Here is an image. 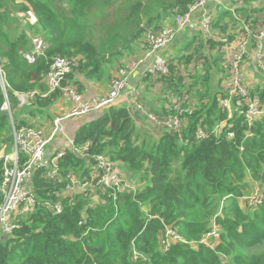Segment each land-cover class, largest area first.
<instances>
[{"label":"trees","instance_id":"trees-1","mask_svg":"<svg viewBox=\"0 0 264 264\" xmlns=\"http://www.w3.org/2000/svg\"><path fill=\"white\" fill-rule=\"evenodd\" d=\"M195 1L0 0V59L16 124L47 114L67 86L82 93V78L103 81L109 67H119L135 50L147 27L158 28L167 18L186 13ZM258 1L232 0L233 8H217L210 32L194 33L185 52L168 59L169 72L155 78L165 97L187 93L195 103L180 132L159 128L158 139L148 140L139 126L144 115L134 107L111 104L78 128L73 148L61 149L57 177H48L44 167L35 170L38 203L33 211L19 214L15 228L0 238V264H264V202L249 207L240 201L251 181L264 186V82L249 90L243 85L245 97L234 90L229 52L247 36L249 53L256 48L254 35L264 25V0L260 5ZM13 12L32 16L35 24H25L49 43L34 63L24 57L25 44L11 28L18 18ZM95 13L109 22L97 41ZM56 56L77 61V66L64 78L63 88L51 91L47 76ZM260 73L262 79L264 69ZM216 78L220 83H214ZM244 78L246 84V73ZM224 81L231 91L221 87ZM199 84L202 89L193 97L191 90ZM35 90L29 104L19 107L16 92ZM248 99L257 100L262 110L252 121L246 115ZM4 100L0 82V151L6 147L8 152L13 133L11 117L2 109ZM223 100H229L231 114ZM153 108L159 117L171 110ZM199 129L209 135L198 138ZM98 155L117 163L124 175L139 178L144 187L118 190L98 184L92 177ZM2 166L0 160V184ZM74 174L90 185L69 196L65 190ZM93 191L101 194V202H93ZM57 203L63 208L60 213ZM215 222L221 227L220 239L214 246L199 243ZM167 227L184 241L165 250Z\"/></svg>","mask_w":264,"mask_h":264},{"label":"built area","instance_id":"built-area-1","mask_svg":"<svg viewBox=\"0 0 264 264\" xmlns=\"http://www.w3.org/2000/svg\"><path fill=\"white\" fill-rule=\"evenodd\" d=\"M212 0H196L190 5L189 10L184 14L174 16L175 25H162L158 28L147 27L144 32V38L139 42L142 52L139 56L124 62L111 79L110 87L107 93L101 98L94 100H85L74 86L62 87L64 78L73 71L77 66V61H72L64 56H56L50 66L48 73V83L50 90L58 88L64 89V96L68 95L73 101V105L67 116H55L52 121L50 131L45 130L41 126L23 124L19 125L13 119L12 101L8 94L10 84L7 80V73L4 63L0 59V82L4 94V103L2 109L7 111L11 117L13 146L11 151H6V147L0 151V160H2L3 178L0 184V190L3 194V200L0 203V238H5L17 225L19 214L28 213L34 210L38 203L35 194V188L32 181L33 173L38 168H46L47 176L54 178L59 174L58 161L62 155V151H55L48 156L47 148L59 136L67 135L66 120L75 117L91 114L105 106L114 104L116 100L123 94L130 93L135 98L132 106L141 114H147L148 119L154 121L156 125L167 128L171 131L180 132L186 124L185 115L192 114L194 110V101L191 96L184 93L182 97L177 95H168L166 97L170 101L169 113L163 117L150 113L148 108L139 100V87L131 88V80L135 72L142 71L143 77L151 76L153 78L164 75L169 72L168 59L163 56L162 52L170 44H172L182 30L189 27L198 20L201 31L205 34L210 32L212 15L208 12V3ZM214 1V0H213ZM221 3V1H218ZM201 12L200 18L196 13ZM250 32V30L248 29ZM251 36V33H250ZM258 38L257 46L253 51L252 60L249 65L254 64L264 69V25L260 28L258 34L254 35ZM222 42H227V38L220 37ZM250 37H244L237 46L234 56H230V64L232 67V84L234 90H239L242 95L247 96V91L243 87V79L245 69L243 62L248 53ZM48 43L44 38H37L33 42L31 52L26 56L30 63H34L40 56L45 55ZM37 94V91L16 92L19 107L29 104L30 100ZM248 108L246 115L252 121L255 117L261 115L262 110L258 107L257 100H247ZM222 104L226 106L231 114L229 100H223ZM146 107V108H145ZM222 125H220L221 130ZM219 130V129H218ZM219 130V131H220ZM209 134L204 129H199L196 133L198 138H205ZM230 137L234 136L233 132L229 133ZM70 144H74V137H66ZM88 146V144H87ZM85 146V149L87 148ZM55 154L54 156H52ZM92 177L97 179V183L101 186L114 187L118 190L135 189L131 183L124 180L120 173L115 169L113 163L104 155L97 156V164L92 173ZM249 207H256L264 202V195L258 191L245 197ZM57 213L62 211V205L57 203L55 206ZM221 235V227L216 222L213 223L212 229L200 239L199 243L211 245L214 240H219ZM175 241H184L173 228L167 227L165 235L162 239V245L167 250ZM135 258L138 255L135 254Z\"/></svg>","mask_w":264,"mask_h":264},{"label":"rangeland","instance_id":"rangeland-1","mask_svg":"<svg viewBox=\"0 0 264 264\" xmlns=\"http://www.w3.org/2000/svg\"><path fill=\"white\" fill-rule=\"evenodd\" d=\"M63 3H59V5H62ZM258 5L260 4H263V0H259L257 2ZM70 5L67 4V8H69ZM112 7L109 8V10H111ZM14 16H17L18 18L15 20V22L12 24L11 28L13 31L16 32V34L22 38V41L23 43L25 44V48L26 50L24 51V57L26 58V56L31 52L32 48H33V42L34 40H36L37 38L41 37V38H44V36L40 33H38L35 28H30L28 27L25 22L26 21H29L31 22V24H35L32 16H30L29 14L25 13V12H13ZM93 19H97L98 20V25L96 27V31L94 33V37L93 39L95 41H97V38L103 33L106 25H108V21L106 20H103L101 18L100 15H97L96 13L94 14L93 16ZM34 26V25H33ZM189 30H190V34H193L194 33L196 34L198 30L201 31V26L200 24H198V20H196L195 23L191 24L189 27H187ZM188 31V30H187ZM176 40L178 41L177 43L181 44V42L183 41V39L181 38V35H178ZM48 43V42H47ZM49 44V43H48ZM236 43H234L232 46L229 47V52H230V56H234V53H236ZM142 52V49L141 47L137 46L135 48V50H133L131 53H128L127 56L123 59V62H126V61H129L131 60L132 58L134 57H137L141 54ZM243 64V63H242ZM121 66V65H120ZM119 66V67H120ZM119 67L116 68V65L113 66V68L110 69L109 67V70H108V76L111 78H108V80L112 79V77L114 76V74L112 73L113 71L111 70H117L119 69ZM232 68V67H231ZM108 69V68H107ZM260 69L259 66H253L251 67L250 69H248L246 71V84H243L248 90H249V87H251L252 85L256 84V83H263L264 82V76L263 78L261 79V73H260ZM190 79V78H189ZM104 81H107V79H105ZM215 84H218L220 83V79L216 78L215 81H214ZM140 85V84H139ZM155 85V84H154ZM198 87L200 89H202V84H199L198 86H196L194 88V90H191L193 92V97H197L196 95V92L198 91ZM221 87H223L224 89H228V91H231L232 90V86L230 83H226L225 81L223 82V84H221ZM143 88L141 85L139 86V90H140V96L139 98L145 94V96H147L148 93H145L143 92ZM151 90H155L153 87H151ZM158 89H156L154 92L153 91H150V93H152V95H148L149 96V99H147V101L149 102V105L151 106V109H147L150 111V113L152 112L153 114H156L154 112V109L153 108V105L155 104L153 101L156 100L158 98V96L155 97L154 93H156V95H158ZM82 94V93H81ZM66 97L69 98V96L67 95ZM70 99V98H69ZM160 100L164 101V106L167 107H170V101L168 98L166 97H161L160 95ZM140 100H143V98H140ZM144 103V101H142ZM73 103V101H72ZM147 107V106H146ZM145 107V108H146ZM164 107V108H165ZM167 107V108H168ZM158 109V108H157ZM160 110V109H159ZM157 112H160L158 110H156ZM69 113V112H68ZM68 113H65V112H62L60 113L58 111V113H56L57 115H60V116H67ZM50 114V112H49ZM49 114H40L38 115L37 117L35 118H28V121L29 123L28 124H34V125H37V126H41L42 128H46L44 125H46V123H48V119L50 117ZM141 115H144L145 116V119H144V122L143 123H139V126L143 127L141 128V132L143 136H147L146 139L148 140H157L158 139V135L160 133V131L164 128V127H161L159 125H156V123L154 121H151L148 119V115L147 114H143L141 113ZM83 117H78L77 120L81 119ZM14 119V118H13ZM68 122L69 120H66L65 123L67 125V133L69 132V127H68ZM161 128V130L159 131L158 129ZM46 130V129H45ZM163 131V130H162ZM161 131V132H162ZM72 136V135H71ZM59 144V139L56 138L53 143H51L49 145V147L47 148V152H48V156H50L52 153H54L55 151H59V149L61 148H73L74 147V144H70L68 142H66L65 144H62L61 146H57ZM58 149V150H57ZM115 169L117 171L120 172V175L123 177L124 180L128 181L129 183L132 184V186L135 187L134 190H138V189H142L144 187V183L139 179H133V178H130L128 175H124L123 173H125V171L123 169H121L120 167L117 166V163H114L112 162ZM90 185V183L88 182H84V181H80V179L74 174L73 176L71 175L70 176V181H69V185L67 187V189L65 190V194L66 195H69V196H74L75 194H77L78 192H82L83 190H85L86 188H89L88 186ZM98 187V186H97ZM251 187H252V184H251ZM92 190H96L95 188H92ZM130 190H133V189H130ZM259 192L260 194L264 195V186H256L255 189L252 191V189L250 188L249 190H247V192L245 193L246 196L252 194V193H255V192ZM93 194V202L96 204V203H99L102 201V198H101V194L96 192V191H93L92 192ZM245 196V197H246ZM242 205L246 206V200L244 199H240ZM145 209H147V207H144ZM161 238V236H160ZM218 240H214L213 243H212V246H214L216 244ZM195 245V244H194ZM138 254V253H137Z\"/></svg>","mask_w":264,"mask_h":264},{"label":"crops","instance_id":"crops-1","mask_svg":"<svg viewBox=\"0 0 264 264\" xmlns=\"http://www.w3.org/2000/svg\"><path fill=\"white\" fill-rule=\"evenodd\" d=\"M218 1H221V3H218ZM217 8H221V9L233 8L232 0H214V1L212 0L211 2L208 3V12H210L211 15H215ZM200 15H201V12L196 13V16L198 18H200ZM163 24L174 26L175 25L174 16L167 18ZM199 32H200V30H198L196 34H198ZM179 35H181V38L183 39L181 44L177 43L178 41L175 40L165 50H163L162 54H163V56L167 57V59L173 58L178 53L185 52L184 47H185L186 42L191 40L192 37L194 36L193 34H190V30L188 28L182 30V32ZM251 45H252V43L250 44V46ZM249 47H248V53H247V55L245 57V61H244L245 65H243V67L245 69V73L248 69L255 66L254 64L249 65L251 60H252L251 57L253 54V53H251V54L249 53V51H250ZM112 71H113L112 72L113 74L116 72V70H112ZM143 76L144 75H143L142 71L135 72V75L131 80V83H132L131 88L134 86L139 87L140 85L142 87H144L143 92L145 91L148 94H147V96H145V94H144L140 98H143L142 101H144L145 104H149L147 99H149L148 95H152V93H150V91L154 92L156 89H158V91H159L158 95H156V93H154L155 97L158 96V98L156 100H154L153 102L155 103L154 106L156 108L162 110L165 107L164 101L159 99L160 95H162L161 94L162 93V91H161V84L162 83L158 80L154 81L155 78H153L151 76L150 77L149 76L143 77ZM80 79H81V77H80ZM105 79H107V81H104ZM105 79L101 82H94V81H85L82 78V82L84 84V90L82 93H83L84 99L89 101V100H94L96 98H101L102 96H104L107 93V91L109 90L110 82H111L110 79L108 80V76ZM151 87H153L155 90H151ZM162 96L165 97V93ZM69 98L66 97V95H65L61 99H59V101H57L52 107H50V109L47 112V114H49V112H50V114H49L50 117L48 119V123H46V125H44L46 127L45 129L47 131H50V129L52 127V121L55 118V116H58L56 114V113H58V111L60 113H62V112L68 113L70 111L73 103H72V100ZM135 98L138 100V97H135ZM135 98H134V96L132 97L130 93H128V94L126 93V94L121 95L116 100V102L114 104L118 105V106L133 107L132 103H134ZM140 98H139V100H140ZM167 107H168V105H167ZM99 112H100V110L95 111V112L88 114V115L75 116V117L68 119L69 120V122H68L69 132L67 133L66 136H59L58 137L59 144L57 146H61L62 144H65L66 142H68L66 137L73 138L76 131L78 130V128L80 126H82L83 124L95 119L98 116ZM78 117H83V118L77 120ZM61 149H64V148H61ZM61 149H59V151H61ZM250 180H251V178H249V181ZM251 184H252V187H251L252 191L255 189L256 186H259V183H257V182L251 181ZM245 196H243L241 199L245 200Z\"/></svg>","mask_w":264,"mask_h":264},{"label":"water","instance_id":"water-1","mask_svg":"<svg viewBox=\"0 0 264 264\" xmlns=\"http://www.w3.org/2000/svg\"><path fill=\"white\" fill-rule=\"evenodd\" d=\"M227 124V122L225 121V122H223V124H222V127H221V130L224 128V126Z\"/></svg>","mask_w":264,"mask_h":264}]
</instances>
